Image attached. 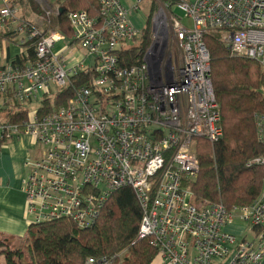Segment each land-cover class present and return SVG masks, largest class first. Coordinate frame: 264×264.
Returning a JSON list of instances; mask_svg holds the SVG:
<instances>
[{"label": "built area", "instance_id": "1", "mask_svg": "<svg viewBox=\"0 0 264 264\" xmlns=\"http://www.w3.org/2000/svg\"><path fill=\"white\" fill-rule=\"evenodd\" d=\"M35 1L47 17L60 12ZM143 3L102 0L97 19L70 13L69 40L23 19L18 0H0V33H18L14 48H0V143L30 137L43 149L26 163L30 225L69 219L92 227L115 192L131 189L143 213L139 239H152L160 264H264V192L228 210L197 205L188 187L200 170L197 140L224 137L205 36L218 33L232 56L264 67V0L165 4L146 51L135 48L142 30L130 19ZM71 87L65 104L42 114L45 99ZM38 101L32 112L27 105ZM258 129L264 142V118Z\"/></svg>", "mask_w": 264, "mask_h": 264}, {"label": "trees", "instance_id": "2", "mask_svg": "<svg viewBox=\"0 0 264 264\" xmlns=\"http://www.w3.org/2000/svg\"><path fill=\"white\" fill-rule=\"evenodd\" d=\"M23 6L25 0H18ZM57 15L46 17L45 7L28 0L32 9L45 17L44 32L59 31L67 39L73 36L68 14L86 12L99 16L102 0H46ZM151 2L147 24L135 48L146 51L153 43V18L159 9ZM175 5L188 0H158ZM23 19H26L23 17ZM16 32L0 33V43L15 45ZM211 57V80L220 105L224 137L215 144L198 139L195 154L200 170L188 183L197 205L204 202L222 204L228 210L252 206L264 192V142L259 138L258 120L264 118V67L257 61L232 56L218 33L205 36ZM33 54V51H30ZM129 64L136 60L125 53ZM72 96V87L56 99H45L42 114L54 111ZM19 110L11 115L19 122ZM26 119V113L21 120ZM2 143H0L1 147ZM142 209L131 189L113 194L96 223L80 228L72 220L31 224L24 237L0 234V264H87L89 259H113V264H153L158 249L152 239H139Z\"/></svg>", "mask_w": 264, "mask_h": 264}, {"label": "crops", "instance_id": "3", "mask_svg": "<svg viewBox=\"0 0 264 264\" xmlns=\"http://www.w3.org/2000/svg\"><path fill=\"white\" fill-rule=\"evenodd\" d=\"M20 10L22 14L23 7L20 6ZM0 48L14 47L2 42ZM42 151L30 137L12 140L0 147L1 235L24 237L27 234L30 220L26 212L27 198L23 191V181L28 175L26 163L28 160L37 159ZM156 262L160 264L157 260L155 264Z\"/></svg>", "mask_w": 264, "mask_h": 264}, {"label": "rangeland", "instance_id": "4", "mask_svg": "<svg viewBox=\"0 0 264 264\" xmlns=\"http://www.w3.org/2000/svg\"><path fill=\"white\" fill-rule=\"evenodd\" d=\"M33 3L37 2L35 0H31ZM152 1V0H151ZM156 1V3L159 5V9L156 12L157 13H165L166 12V8L164 7L163 4H160L158 0H153ZM122 2L128 7V8H132V3L134 2V0H122ZM150 6H151V2H144L142 4V6L140 7V11H131L130 14V19L132 21V23L139 29V30H143L144 27L147 24V20H148V14L150 13ZM23 7V12H22V16L25 18H28L31 22L33 23H40L41 26L45 25V17L41 16L39 14H37L31 7V5L29 4L28 0L24 1V5L21 6ZM42 10H47V8H44ZM174 13L184 21V23H187V19H186V15L184 13H182L181 11H179L177 8L174 9ZM47 17V16H46ZM155 17V16H154ZM154 21V18H153ZM152 21V23H153ZM2 105L1 101H0V106ZM41 105V101H38L37 103H32V104H28L27 106L30 108V110L32 112L36 111L37 109H39ZM227 232H229V228L226 229Z\"/></svg>", "mask_w": 264, "mask_h": 264}]
</instances>
